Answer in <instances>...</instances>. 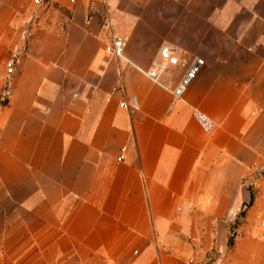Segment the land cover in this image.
<instances>
[{
    "label": "crops",
    "instance_id": "0c3cea01",
    "mask_svg": "<svg viewBox=\"0 0 264 264\" xmlns=\"http://www.w3.org/2000/svg\"><path fill=\"white\" fill-rule=\"evenodd\" d=\"M106 1L0 0V264H264V0Z\"/></svg>",
    "mask_w": 264,
    "mask_h": 264
},
{
    "label": "built area",
    "instance_id": "2783aa9c",
    "mask_svg": "<svg viewBox=\"0 0 264 264\" xmlns=\"http://www.w3.org/2000/svg\"><path fill=\"white\" fill-rule=\"evenodd\" d=\"M31 1L36 6H47L53 3H58L60 0H31ZM75 1L76 0H69L70 3H75ZM100 1L104 5V9H103L104 10L103 13L105 15L104 20L111 22L110 17H108L109 8L107 6V1L106 0H100ZM124 46H125V41L122 37L116 34H111V40L110 43L106 45V51L116 58H121L127 61L128 63H131L154 82L164 85L159 78L160 71L163 68L162 66H161L162 68L159 66H151L148 68H144L139 65H136L125 54ZM159 56L161 60L167 63L168 65H175L179 62L177 55L174 53V50H172V48L169 47L168 45H163L160 47ZM16 57L17 54L15 53L13 55V58L9 59L6 62V72L4 75L6 79H10L15 70L14 65H15ZM202 64H203L202 58H195L191 60L188 63L184 72L182 73L181 77L177 81V83H175L174 85H164L167 88V90L170 91V93L173 95V99H178L182 97L185 87L195 77L196 73L198 72ZM120 104L123 105L124 102H121ZM194 113L198 118V120L200 121V123L202 124V126H204L208 130L211 129L213 122L210 118H208L204 113H202L197 109L194 110ZM123 157L124 156L120 154L117 157V159L121 160L123 159Z\"/></svg>",
    "mask_w": 264,
    "mask_h": 264
},
{
    "label": "rangeland",
    "instance_id": "374dc122",
    "mask_svg": "<svg viewBox=\"0 0 264 264\" xmlns=\"http://www.w3.org/2000/svg\"><path fill=\"white\" fill-rule=\"evenodd\" d=\"M49 6H32V9L39 14L45 12ZM260 180L257 183V202L255 207L250 204L244 207V247L255 246L258 249L263 248V252L257 255L259 261H264V174L259 175Z\"/></svg>",
    "mask_w": 264,
    "mask_h": 264
},
{
    "label": "trees",
    "instance_id": "16d2710c",
    "mask_svg": "<svg viewBox=\"0 0 264 264\" xmlns=\"http://www.w3.org/2000/svg\"><path fill=\"white\" fill-rule=\"evenodd\" d=\"M252 199H253V194H251V199H250V202L252 201Z\"/></svg>",
    "mask_w": 264,
    "mask_h": 264
}]
</instances>
